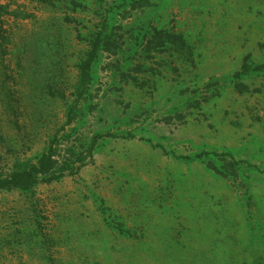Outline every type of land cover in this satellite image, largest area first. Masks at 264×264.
Listing matches in <instances>:
<instances>
[{"label": "rangeland", "instance_id": "obj_1", "mask_svg": "<svg viewBox=\"0 0 264 264\" xmlns=\"http://www.w3.org/2000/svg\"><path fill=\"white\" fill-rule=\"evenodd\" d=\"M49 147L62 178L0 191V264H264V0H0V174Z\"/></svg>", "mask_w": 264, "mask_h": 264}, {"label": "trees", "instance_id": "obj_2", "mask_svg": "<svg viewBox=\"0 0 264 264\" xmlns=\"http://www.w3.org/2000/svg\"><path fill=\"white\" fill-rule=\"evenodd\" d=\"M154 37L159 41L160 47H164L165 44H184L182 38L178 35H169L159 31L155 32ZM89 44L90 51L86 54V59L79 66V87L82 91L90 81L92 63L98 57V54L112 51L108 48L112 46L113 41L108 35L96 34ZM112 52L115 53V51ZM236 76L238 77L239 75ZM240 86L236 85V88L241 92ZM54 156V151L49 147L47 151L39 155L34 163L29 161L24 162L12 167L6 174H0V191L18 190L28 192L40 183L62 178L64 173L70 168V160L60 161L59 166ZM193 159L202 160L209 170L219 176H235L239 170V163L233 161V157L229 153H200L195 155Z\"/></svg>", "mask_w": 264, "mask_h": 264}]
</instances>
